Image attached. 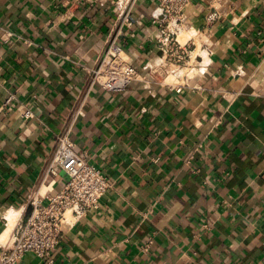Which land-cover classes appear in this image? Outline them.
Listing matches in <instances>:
<instances>
[{"label": "crops", "instance_id": "0c3cea01", "mask_svg": "<svg viewBox=\"0 0 264 264\" xmlns=\"http://www.w3.org/2000/svg\"><path fill=\"white\" fill-rule=\"evenodd\" d=\"M123 1L0 0V238L30 192L46 202L66 182L49 168L69 130L113 187L64 227L54 264H264V0H192L182 86L144 67L162 57L157 1ZM108 50L146 81L92 84Z\"/></svg>", "mask_w": 264, "mask_h": 264}, {"label": "built area", "instance_id": "2783aa9c", "mask_svg": "<svg viewBox=\"0 0 264 264\" xmlns=\"http://www.w3.org/2000/svg\"><path fill=\"white\" fill-rule=\"evenodd\" d=\"M156 1L161 16H156L153 22L156 25V44L162 57L156 63L146 62L144 67L151 72L153 82L162 83L159 76L176 73L180 82L166 85L182 86L185 81L181 78L191 75L182 74V71H178L179 68L191 67L197 72L192 44L189 40L182 41L180 38L186 26L185 9L192 0ZM123 2L120 0V6ZM125 17L128 20V14ZM90 73L92 84H99L107 90H123L134 81L147 79L122 56L110 50L100 57ZM150 80L149 78L147 81ZM25 115L31 116L32 111L27 109ZM58 168L66 172V182L59 191L50 194L46 202L38 189L28 194L31 214L26 220L16 224L5 241H0V264H16L27 252H33L37 257L47 260L48 264H54L52 255L62 241L64 227L75 224L90 212L99 209L102 197L113 187L112 181L101 168L94 166L84 154L77 152L69 130L59 139L49 173L56 174ZM153 241L152 237L149 238L143 249L148 250Z\"/></svg>", "mask_w": 264, "mask_h": 264}, {"label": "rangeland", "instance_id": "374dc122", "mask_svg": "<svg viewBox=\"0 0 264 264\" xmlns=\"http://www.w3.org/2000/svg\"><path fill=\"white\" fill-rule=\"evenodd\" d=\"M180 38L183 41L185 40V39H182V37H180ZM178 71H182V74H184V75H192L194 72H196L191 67H186V66H184L183 68H179ZM162 73H164V72H162ZM167 74H169V75H167ZM167 74H165V75L162 74V76H159V79L161 80V82L163 84H165V85L166 84H173L174 85V84L180 82L175 76L176 73H167ZM181 82H183V81L181 80Z\"/></svg>", "mask_w": 264, "mask_h": 264}, {"label": "bare ground", "instance_id": "6f19581e", "mask_svg": "<svg viewBox=\"0 0 264 264\" xmlns=\"http://www.w3.org/2000/svg\"><path fill=\"white\" fill-rule=\"evenodd\" d=\"M183 41V40H182ZM19 212H17V214H18ZM13 214H15V213H12L11 215H13ZM10 215V221H11V223H13V220H12V216ZM7 217H8V215H6ZM18 216H19V214H18ZM16 218H18V217H16ZM15 218V219H16ZM17 220H19V219H17ZM9 221V220H8ZM7 225V224H6ZM14 225H16V224H14ZM14 225H13V227H14ZM11 226V225H10ZM13 227H9L3 234H2V236H1V238H0V241L1 242H3V241H5L7 238H8V236L10 235V233H11V231H12V229H13Z\"/></svg>", "mask_w": 264, "mask_h": 264}]
</instances>
